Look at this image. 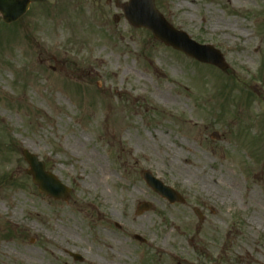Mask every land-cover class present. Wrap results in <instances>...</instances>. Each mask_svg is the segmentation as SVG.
<instances>
[{"label":"rangeland","instance_id":"374dc122","mask_svg":"<svg viewBox=\"0 0 264 264\" xmlns=\"http://www.w3.org/2000/svg\"><path fill=\"white\" fill-rule=\"evenodd\" d=\"M127 1L0 17V264H264V0H155L226 70L129 24ZM25 149L68 199L39 191Z\"/></svg>","mask_w":264,"mask_h":264},{"label":"water","instance_id":"95a60500","mask_svg":"<svg viewBox=\"0 0 264 264\" xmlns=\"http://www.w3.org/2000/svg\"><path fill=\"white\" fill-rule=\"evenodd\" d=\"M31 0H0V15L3 20L10 24L21 18L28 10ZM122 10L128 22L137 28L150 30L155 39L166 46L184 52L202 63L211 64L222 70L228 68L222 52L210 44H200L192 39L190 35L180 29L175 28L157 9L155 0H129L122 4ZM116 22L119 16H114ZM219 139L217 132L213 134ZM25 159L30 165L29 174L33 176V182L38 185L39 191L55 199L66 200L70 195V188L63 184L61 180L50 171H46L45 164L38 156L29 150H23ZM146 183L159 195L169 200L171 203L185 201L184 197L171 186L165 185L160 179L155 177L150 171L143 170L141 173ZM151 203L141 202L138 205L137 214L149 210ZM195 213L203 218L199 209ZM136 238H142L136 235ZM76 259H82L78 254H73Z\"/></svg>","mask_w":264,"mask_h":264},{"label":"bare ground","instance_id":"6f19581e","mask_svg":"<svg viewBox=\"0 0 264 264\" xmlns=\"http://www.w3.org/2000/svg\"><path fill=\"white\" fill-rule=\"evenodd\" d=\"M250 61L252 62V59L250 58Z\"/></svg>","mask_w":264,"mask_h":264}]
</instances>
